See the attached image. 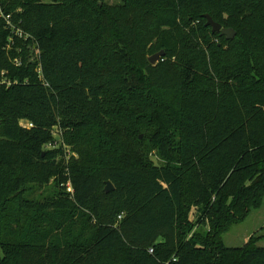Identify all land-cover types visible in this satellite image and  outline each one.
<instances>
[{
	"label": "trees",
	"instance_id": "trees-1",
	"mask_svg": "<svg viewBox=\"0 0 264 264\" xmlns=\"http://www.w3.org/2000/svg\"><path fill=\"white\" fill-rule=\"evenodd\" d=\"M0 7V264H264V0Z\"/></svg>",
	"mask_w": 264,
	"mask_h": 264
},
{
	"label": "rangeland",
	"instance_id": "rangeland-1",
	"mask_svg": "<svg viewBox=\"0 0 264 264\" xmlns=\"http://www.w3.org/2000/svg\"><path fill=\"white\" fill-rule=\"evenodd\" d=\"M109 3H118L122 0H106ZM22 124H28L22 121ZM56 139L54 142L59 146L62 143L61 132L56 130L53 132ZM142 136V135H140ZM262 236L258 244L264 247V202L258 209H253L248 217L233 225L226 233L223 234V239L228 247H240L244 245L253 234Z\"/></svg>",
	"mask_w": 264,
	"mask_h": 264
},
{
	"label": "water",
	"instance_id": "water-1",
	"mask_svg": "<svg viewBox=\"0 0 264 264\" xmlns=\"http://www.w3.org/2000/svg\"><path fill=\"white\" fill-rule=\"evenodd\" d=\"M205 17L207 18L206 26H210L212 28V31L215 32H220L221 35L226 36L227 39H233L236 35L235 30L232 28H224L220 23L214 21L212 16L206 14ZM165 55L164 51H160L153 56L149 58V61L152 64H155L162 56ZM142 137V136H140ZM114 189V186L110 181L107 182L106 186V191H111Z\"/></svg>",
	"mask_w": 264,
	"mask_h": 264
},
{
	"label": "built area",
	"instance_id": "built-area-1",
	"mask_svg": "<svg viewBox=\"0 0 264 264\" xmlns=\"http://www.w3.org/2000/svg\"><path fill=\"white\" fill-rule=\"evenodd\" d=\"M0 2H1V0H0ZM0 12L2 13V11H1V7H0ZM7 22H8V24H9V26H12V28L16 29V26H14V25L11 23L10 20H8ZM16 32H17L20 36H24V33H23L20 29H16ZM27 37H28V35H25V38H27ZM37 52H38V51H37ZM16 64L20 65L21 62L17 60V61H16ZM1 75L4 76V75H5V72H2ZM0 84H5V85H7V86H10V85H11V81H9V80H3V79L0 77ZM27 123H28V122H27ZM21 125L24 126V127H29V128L32 126V124H30V123H28V124H26V125H24V124L21 123ZM56 130H57V129H55L54 131H56ZM56 145H57V143L54 142V143H50V144L48 145V147L54 148ZM66 189H67V191H68L69 193H71V194L73 195V193H74V187H73V185H72V183H71L70 180H68V182L66 183ZM150 251L152 252L153 249H150Z\"/></svg>",
	"mask_w": 264,
	"mask_h": 264
}]
</instances>
